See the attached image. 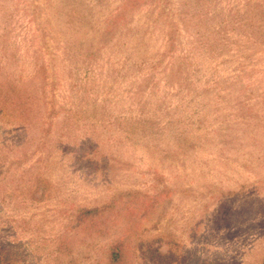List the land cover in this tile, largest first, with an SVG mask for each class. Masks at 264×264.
I'll return each mask as SVG.
<instances>
[{
    "label": "rangeland",
    "instance_id": "374dc122",
    "mask_svg": "<svg viewBox=\"0 0 264 264\" xmlns=\"http://www.w3.org/2000/svg\"><path fill=\"white\" fill-rule=\"evenodd\" d=\"M8 90L34 111L0 122L1 259L99 264L127 223L169 264L264 257V0H0ZM117 196L102 235L65 231Z\"/></svg>",
    "mask_w": 264,
    "mask_h": 264
},
{
    "label": "trees",
    "instance_id": "16d2710c",
    "mask_svg": "<svg viewBox=\"0 0 264 264\" xmlns=\"http://www.w3.org/2000/svg\"><path fill=\"white\" fill-rule=\"evenodd\" d=\"M19 92H30L31 94L30 88L21 91L17 90V93ZM13 93L14 91L11 90L5 94L0 92V122H3L4 125L11 123L9 120L11 118H21L25 122L28 119L29 112L34 111L33 105L30 102H16V100L13 99ZM39 115L41 117L40 112ZM1 152L2 149L0 150V153ZM127 194L133 195L130 193ZM135 196L140 199L139 194ZM116 198L119 197L111 198L102 206L77 208L69 213V215L65 216L67 225L65 231H71L78 236L102 235L107 231L111 220L114 219L123 208L126 209L129 205L128 202L130 201L127 200H123V202L118 205ZM0 202L4 203L5 200H0ZM148 207V203L142 201L139 202L137 210L139 212L137 214H135L136 210L134 212H129L132 217L140 219L139 221L141 222ZM140 226L141 224L137 225L136 232H131L130 223H127L121 230L122 232L120 231L119 235L103 250L99 264H141L142 262L146 264H169L167 257L170 258L171 253L163 255L159 251L158 245L155 247L154 244L160 243L162 239H166V245L170 249L174 247L171 236H164L165 232L159 229L152 238L144 239V236H142L143 231L140 230ZM70 243L71 240H69V238L59 240L60 250L64 253L72 252ZM8 258L7 256H4V259L0 258V264H12L9 262ZM72 262L71 260L69 264ZM259 264H264V257Z\"/></svg>",
    "mask_w": 264,
    "mask_h": 264
}]
</instances>
